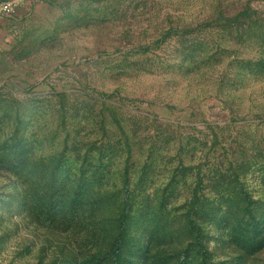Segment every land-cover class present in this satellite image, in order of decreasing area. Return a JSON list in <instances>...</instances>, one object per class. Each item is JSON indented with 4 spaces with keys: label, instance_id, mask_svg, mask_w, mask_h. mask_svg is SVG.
Returning <instances> with one entry per match:
<instances>
[{
    "label": "rangeland",
    "instance_id": "obj_1",
    "mask_svg": "<svg viewBox=\"0 0 264 264\" xmlns=\"http://www.w3.org/2000/svg\"><path fill=\"white\" fill-rule=\"evenodd\" d=\"M12 1L0 264H262L264 0Z\"/></svg>",
    "mask_w": 264,
    "mask_h": 264
},
{
    "label": "trees",
    "instance_id": "obj_2",
    "mask_svg": "<svg viewBox=\"0 0 264 264\" xmlns=\"http://www.w3.org/2000/svg\"><path fill=\"white\" fill-rule=\"evenodd\" d=\"M226 179L227 178L224 175H222L220 181L217 180V184H222V186H225ZM224 189H226V187ZM252 223L255 224V221ZM252 235H253L251 238L252 240H250L248 238L249 236H247V235H244V237H243L244 243L242 244V247H240V248L242 251L247 249L249 254L248 255L242 254V258L245 259L247 257V259H248V256L251 255V257H253L252 261H258L259 262V258H257V255L260 252L264 251V229L262 230V233L257 234V232L256 233L254 232V233H252ZM232 239H234V235H232V234L227 235V240L232 241ZM185 244H186L185 247H187V243H185ZM260 262L262 264H264V260H261Z\"/></svg>",
    "mask_w": 264,
    "mask_h": 264
},
{
    "label": "built area",
    "instance_id": "obj_3",
    "mask_svg": "<svg viewBox=\"0 0 264 264\" xmlns=\"http://www.w3.org/2000/svg\"><path fill=\"white\" fill-rule=\"evenodd\" d=\"M14 10V2L12 0H0V13L7 16Z\"/></svg>",
    "mask_w": 264,
    "mask_h": 264
}]
</instances>
